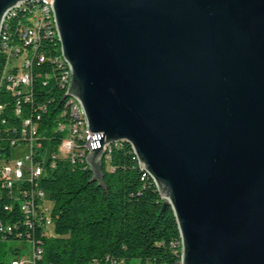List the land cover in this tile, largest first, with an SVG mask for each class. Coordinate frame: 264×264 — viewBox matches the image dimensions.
<instances>
[{
    "label": "water",
    "instance_id": "obj_1",
    "mask_svg": "<svg viewBox=\"0 0 264 264\" xmlns=\"http://www.w3.org/2000/svg\"><path fill=\"white\" fill-rule=\"evenodd\" d=\"M29 1L0 0V37ZM52 8L93 138L87 182L107 195L106 147L129 143L173 209L178 264H264V0Z\"/></svg>",
    "mask_w": 264,
    "mask_h": 264
},
{
    "label": "trees",
    "instance_id": "obj_2",
    "mask_svg": "<svg viewBox=\"0 0 264 264\" xmlns=\"http://www.w3.org/2000/svg\"><path fill=\"white\" fill-rule=\"evenodd\" d=\"M22 16L24 13L19 11L15 21ZM48 31L55 33L53 25L48 24ZM44 41L60 54L65 78L68 68L57 36ZM51 65L37 68L40 74L28 91L2 92L0 102L6 107L0 113V161L11 157L13 141H22L23 119L31 118L43 149L51 152L39 186L52 202L49 212L53 232L45 235L44 226L37 222L27 224L20 201L13 198L14 191L6 187L0 175V241L22 243L15 247L13 257L1 256L0 264L19 259L21 248L31 242L42 249V256L34 264H115L122 259L126 264L132 259H138L139 264H178L182 246L173 209L164 207L166 200L141 169L129 143L113 144L103 159V183L108 197L101 185L96 186L93 180L87 182L91 171L86 163V142L85 157L77 156L73 161L58 155L64 138L58 126L68 122L70 115L63 97L66 83L64 87L60 83L62 68ZM17 107L21 108L19 115L14 112ZM79 147H84L83 143ZM35 186L26 182L20 190Z\"/></svg>",
    "mask_w": 264,
    "mask_h": 264
},
{
    "label": "built area",
    "instance_id": "obj_3",
    "mask_svg": "<svg viewBox=\"0 0 264 264\" xmlns=\"http://www.w3.org/2000/svg\"><path fill=\"white\" fill-rule=\"evenodd\" d=\"M19 11H22L24 16L15 21ZM49 17H51V0H32L8 13L4 40H1L0 44V97L3 91L6 93L28 91L34 78L40 74L36 72L37 68L43 66L45 68L46 65L51 64L62 68L60 83L64 87V68L60 62V54H56V50H51L44 41L55 36L54 31H48ZM46 77H49V72H46ZM65 95L70 118L68 122H61L58 126V130L64 134L58 155L75 161L77 156L84 157L85 142H90L93 138L92 135H85L84 112H79V109L75 108L68 99L66 92ZM26 99L29 100L30 96L27 95ZM5 107L6 103L0 102V113ZM14 112L19 115L21 108L17 107ZM36 129V124L31 118L23 119L22 141H13L12 146L14 149L19 145H30L31 151L25 154L24 158L12 163V149L11 157L0 161V175L6 187L14 191L13 198L20 201V210L28 217L27 224L32 225L37 222L44 226V234L50 235L54 223L49 212L50 206L46 201L47 194L40 188L39 182L44 175L45 163L51 157V152L49 148L43 149L37 138ZM79 143H83L84 147H79ZM46 152L47 159L44 158ZM52 156L55 157V154ZM36 158L41 160L38 161ZM26 182L35 183V188L20 190V186ZM31 243L33 255L31 264H34L36 258L42 256V249L34 242ZM11 264H24V262L19 258L14 259ZM115 264L126 263L122 259Z\"/></svg>",
    "mask_w": 264,
    "mask_h": 264
},
{
    "label": "rangeland",
    "instance_id": "obj_4",
    "mask_svg": "<svg viewBox=\"0 0 264 264\" xmlns=\"http://www.w3.org/2000/svg\"><path fill=\"white\" fill-rule=\"evenodd\" d=\"M31 146L30 145H19L13 149L12 154V163L15 162L17 159L24 158L25 154L30 153ZM48 153H44V158L47 159ZM49 204V206H52V202L47 199L46 200ZM22 245L19 241H0V257H6L11 258L14 256V249L15 247H18ZM32 247L30 244L27 245V247L21 248L20 252V258L23 260L24 264H31L32 262ZM129 264H139L138 259H132Z\"/></svg>",
    "mask_w": 264,
    "mask_h": 264
},
{
    "label": "bare ground",
    "instance_id": "obj_5",
    "mask_svg": "<svg viewBox=\"0 0 264 264\" xmlns=\"http://www.w3.org/2000/svg\"><path fill=\"white\" fill-rule=\"evenodd\" d=\"M5 24L7 26V16H6V18L4 20V23H3L2 34H1V37H0V44H1V40H4V38H3V34H4L3 33V30H4V27H5ZM48 24L53 25V27L55 28V34H56L55 36H57V38H58V32H57V28H56V21H55V16H54L53 8H52V0H51V17L48 18ZM58 42H59V39H58ZM60 48H61V45H60ZM61 55H62V59H63L65 65L68 68L67 76L64 78V82L66 83L65 84V89H66V91L68 93L69 84H70V80H71V70H70L69 65L66 63V61H65V59L63 57L62 50H61ZM67 96H68V94H67ZM68 99L70 100V102L72 103V105H74L75 108H78L79 109V112H84L83 111V108L81 106V103L76 98L71 97V96H68ZM85 135H92L91 132L88 133L87 125L86 124H85ZM108 148H109V146L106 147V150ZM86 150H87L88 155H89L90 154V150H91V142H86ZM84 157H85V154H84Z\"/></svg>",
    "mask_w": 264,
    "mask_h": 264
}]
</instances>
